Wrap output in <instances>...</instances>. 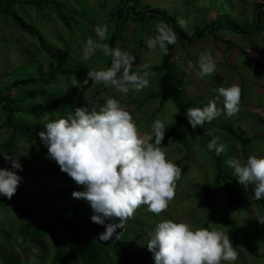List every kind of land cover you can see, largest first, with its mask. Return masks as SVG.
I'll return each mask as SVG.
<instances>
[{"label":"rangeland","instance_id":"rangeland-1","mask_svg":"<svg viewBox=\"0 0 264 264\" xmlns=\"http://www.w3.org/2000/svg\"><path fill=\"white\" fill-rule=\"evenodd\" d=\"M56 1L63 5L65 12H69L68 10L81 12L78 15L80 22L78 24L71 22V30L75 34L72 41L54 14L46 11L47 15L42 17L34 8L27 7L22 11L18 6H15L13 11L33 26L35 34L39 33L46 38L49 45L59 55L60 61L65 62L67 66L80 61L86 65L87 72L84 84L76 79L63 80L62 74L53 66L55 63H52L48 56L38 52L37 41L32 40L30 35L18 30L11 19L0 15V88L9 82V77L15 72L47 73L50 78L55 80L56 88L66 92V103L73 101L74 98H79L87 105L96 106L99 109L107 98L114 97L132 114L139 135L147 137L151 132V125L156 119L163 121L165 127L168 128L173 123L177 112L170 101H166L159 111H157L159 109L158 101H149L141 109L136 110L137 104L145 96L156 90L152 76L149 85L142 91H129V93L123 94L112 86H105L104 84L100 86L87 75L89 69L107 68L111 65L109 56H105L99 50L95 55L85 60L84 44L89 37L97 39L95 27L109 16L111 9L117 5L119 0ZM140 1L143 4L159 8L168 13L170 17L176 18L177 23L189 35L194 30L203 28L206 23L220 19L224 14H229L241 23L246 32L252 31L255 0ZM87 17L92 18H88V22L85 23ZM181 19L184 21L183 26L179 23ZM261 20L263 31L256 33L252 38H243L231 31H219L217 33L230 40L238 49H231L228 53H224L223 45L214 43L212 40L201 41L193 46L189 44L182 46L180 42H176L173 57V71L183 83L182 97L184 100L209 103L216 99L217 89L220 86L239 85L242 90L239 111L231 117L227 116L223 111L224 104L221 97L217 100V107L221 109V115L216 118L214 124L234 125L235 128L244 130L246 136L253 139L248 152L249 155L258 157L264 156V15H261ZM114 23L112 21L111 25ZM157 24L160 23L153 22L146 26L141 44L138 47L136 25L127 22L126 39L118 42L116 47L126 48L135 55L133 71L142 72L145 63L150 68L160 64L162 51L159 47L148 49L146 46L147 38L157 34ZM112 31V26L108 25L107 39L103 41L104 43H107L108 36L111 35ZM203 52L211 53L216 63V71L215 74L202 78L199 75V58ZM68 83H70V87L67 86ZM12 93L14 96L18 95L17 90ZM2 122L3 117L0 113V146L6 138V131L1 128ZM203 129L213 137H218V144L224 145L222 155L226 163L228 160H240L238 145L225 132L216 125L207 122ZM180 136L185 141L187 149L174 143L163 147L167 158L182 168L181 177L176 183L175 197L170 201L169 207L159 215L149 211L147 205H141L135 214L127 220L121 234L123 239H131L136 234L143 235L138 245L131 249L132 252L149 251L147 243L150 235L161 220L173 219L188 223L194 229L204 228L205 210L201 206L202 197H196L195 192L201 186L213 181L211 164L208 162L210 160L203 144L188 124H185ZM47 152V147L38 146L32 141L20 140L18 142L13 156L23 166L22 171L16 170L23 177V181L19 184L12 198L28 205H34L35 211L38 210L41 216H47L53 208L51 203H47V199L57 191L64 190L67 191V196L59 202V205L66 207L74 201H82L84 202L82 212L93 215V209L86 198H74L72 196L73 191L83 190V186L76 184L67 173L63 172L59 165L48 157ZM5 167L9 168L0 152V168ZM28 167H38L41 171L53 169L56 176L35 180L31 178L32 176L27 170ZM251 185L255 188L254 184ZM239 194L245 202L246 209L241 206L240 211L229 210L221 194H219L217 202L219 207L226 210L245 230V233L247 232L252 246L256 249V253L251 254L246 250L240 237L230 236L234 246H237L239 254L235 264H264V223H262L264 219L259 215L245 187L240 188ZM2 199L8 198L0 195V203ZM19 225L18 211L9 203L3 207L0 206V250L7 259L14 260L8 264H49L52 255L50 243L43 239L41 246L36 247L34 244L22 242V238L17 234ZM209 229L223 231L225 234L228 232L219 222H213ZM117 231L120 232L122 229H117ZM152 260L155 264L153 253ZM222 264H228V262L225 261Z\"/></svg>","mask_w":264,"mask_h":264},{"label":"trees","instance_id":"trees-1","mask_svg":"<svg viewBox=\"0 0 264 264\" xmlns=\"http://www.w3.org/2000/svg\"><path fill=\"white\" fill-rule=\"evenodd\" d=\"M18 6L24 11L27 7L34 8L35 11L43 15L45 13L54 14L72 41L75 34L71 30V22L78 24V15L81 12H65L63 5L56 0H0V15L12 20L14 25L21 32L30 35L38 43L37 48L40 54L50 58L54 68L62 74V79L79 80L81 84L85 82L87 72L86 65L80 61L74 65L67 66L65 62L60 61V57L53 47L49 45L46 38L41 34H35L33 26L23 17L13 11ZM72 12V13H71ZM75 15H71V14ZM93 14V11H92ZM94 15V14H93ZM261 15H264V0H255V15L252 20V31L246 32L242 24L235 20L229 14H224L220 19L212 20L201 29H196L189 35L181 27L176 18L170 17L168 13L159 8H154L148 4H143L140 0H119L117 5L111 9L109 16L99 25L107 24L112 26V33L108 36L107 44L116 47L118 42L126 39L128 32L127 22L136 25L138 47L141 44L143 32L146 26L153 22L167 23L178 35L177 42L182 46L212 40L214 43H221L224 47V53L231 49H238L237 46L217 33L220 31H231L243 38H252L256 33L263 31V22ZM88 18L85 23L88 22ZM115 23L111 25V22ZM122 21V22H121ZM83 23V24H85ZM80 31V30H79ZM87 39V38H86ZM175 45H169L167 54L162 52L161 62L152 66L149 71L152 73L156 90L145 96L137 105L141 109L149 101H158L159 110L162 109L166 101H170L176 108V116L173 123L166 129V135L162 142V147L171 143L178 144L187 149L185 141L180 134L185 124L189 123L186 110L190 107L203 108L208 102H197L193 100H184L183 83L173 71V57ZM111 60V57H109ZM150 76V77H151ZM70 83L67 84L68 87ZM100 86L103 83H99ZM17 90L18 95L14 96L13 91ZM66 92L56 88L55 80L45 74H30L27 72H15L9 77V82L0 88V113L3 117L1 128L6 131V138L1 143L0 152L3 155L14 154L20 140L32 141L38 146L46 147L40 140L39 132L46 130L45 125L59 118H67L77 107H86L91 110L92 106L87 105L79 98L66 103ZM94 107V106H93ZM96 107V106H95ZM216 125L221 131L238 145L241 163H246L249 155V149L253 142L252 138L246 136L242 129L235 128L234 125ZM192 128V127H191ZM193 129V128H192ZM194 130L196 137L203 144L204 150L211 164L213 181L203 185L195 192V196H201V206L205 210L203 218V227L210 228L213 222L221 223L228 230L227 234L232 237H240L248 252L256 253V249L251 244V239L247 232L243 230L237 221L229 215L226 210L217 204L219 194L224 198L226 207L231 211H240L241 206L245 208V202L239 194L241 185L234 170L225 162L222 153L216 155L215 150H209L207 144L214 137L201 126ZM5 158V157H4ZM8 167L12 165L6 161ZM31 178H54V170L41 171L38 167H28ZM177 180L176 183H178ZM246 188V187H245ZM249 198L258 210L259 215L264 219V199L257 200L254 196V187L247 186ZM67 196V191H57L47 199L53 208L47 216H41L34 205L20 202L15 198L2 199L0 206L6 203L18 211L20 225L17 228V234L22 238V242L41 246V240L46 239L51 246L52 255L49 264H154L152 253L149 251L132 252L143 238L142 234H136L131 239H123L108 242L99 240V233L106 230L105 225H100L91 220V214H84L82 208L84 202L74 201L64 207L59 202ZM246 209V208H245ZM119 232V231H117ZM0 250L1 264L12 263ZM17 261V260H15ZM18 262V261H17Z\"/></svg>","mask_w":264,"mask_h":264},{"label":"clouds","instance_id":"clouds-1","mask_svg":"<svg viewBox=\"0 0 264 264\" xmlns=\"http://www.w3.org/2000/svg\"><path fill=\"white\" fill-rule=\"evenodd\" d=\"M179 23L183 26L184 21ZM94 31L97 39L89 37L84 44V59L99 50L111 57L107 68L89 69L87 75L95 83L112 86L123 94L142 91L150 83L152 73L145 63L143 71H133L135 55L126 48L104 43L108 25H98ZM157 34L147 38L148 49H159L167 54L169 45L176 44L177 33L167 23L156 25ZM200 77L215 74L216 63L209 52L199 58ZM216 99L203 108L190 107L186 116L195 129L211 123L221 115L217 100L223 98L224 112L231 117L239 111L242 90L239 85L220 86ZM67 118L51 120L46 130L39 132L47 155L67 173L83 190L73 191L74 198H86L93 209L91 220L105 225L99 233L101 242L119 240L127 220L141 205L159 215L169 207L175 197L176 182L182 168L167 158L162 147L166 135L163 121L156 119L147 137L138 133L132 114L114 97H109L97 109L77 107ZM218 137L208 142L207 148L216 155L224 151ZM11 168H0V195L11 199L23 177L17 169L22 164L11 154L4 155ZM238 182L245 186L254 184V196L264 199V156L251 155L246 163L228 160ZM262 222V221H261ZM264 223V222H262ZM117 229L122 231L117 232ZM155 264H235L237 246L229 234L208 228L194 229L188 223L173 219L159 221L147 243Z\"/></svg>","mask_w":264,"mask_h":264}]
</instances>
